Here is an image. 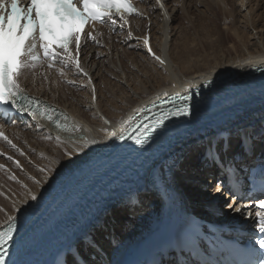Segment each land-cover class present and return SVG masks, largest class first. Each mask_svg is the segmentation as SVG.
<instances>
[{"label":"bare ground","instance_id":"obj_1","mask_svg":"<svg viewBox=\"0 0 264 264\" xmlns=\"http://www.w3.org/2000/svg\"><path fill=\"white\" fill-rule=\"evenodd\" d=\"M170 1L172 0H162L164 8L161 9L155 0H148L142 9L149 20L130 19L129 25H124L123 33L120 32L121 23L118 26L122 37L114 38L113 33L116 29H111L98 34L97 46H90V43L83 45L81 67L92 77L91 85L88 84L87 77L76 73L74 67L63 70V77L58 76V73H47L42 80L36 79V81L40 80L38 84L34 83L35 79L29 78L26 73L27 77L21 80V83L28 92L44 103L50 104L56 113L66 114L71 123L80 125L86 130L84 134L97 143L77 152L76 149L81 147L79 143L68 141L67 134L63 133L61 135L65 137L64 141L57 142L55 139L57 130L50 123L40 119L37 122L30 121L28 126L18 125L8 128L12 143L18 145L29 158L21 156L15 148H1L6 155L18 160L21 167L18 168L12 162L0 160V163L7 168L5 175L0 174V190L10 198L0 191V209H2L0 210V230L6 225L8 216H18L26 206L34 202L30 198L31 195L35 194L38 198L55 178L70 170L62 165H66L69 159L74 162L71 168L78 165L88 152L110 141L112 137H109L108 133L112 131L119 133L121 127H125L129 118L138 109L175 91H188L212 76L217 78L225 72H232L233 79L238 81L239 77L251 74L256 67L264 66V15L259 13L260 4H262H258L259 0H233L232 4L238 6L240 12L245 13V17L241 20L235 18L234 13L230 11L232 0L222 1L229 8L235 37L215 31L212 27L220 20L217 0H173L172 5ZM195 8L196 10L202 8L199 14L203 20L213 22L212 26L202 28V31H206L205 39H199L197 42L190 41L187 36V28L193 26L190 15ZM165 9L170 15L172 14V25L169 27L167 25L170 22L167 21L168 16L167 19L165 18L167 14ZM177 12H182L184 15ZM250 16L253 17L252 20ZM182 19L188 20L189 26L180 25L183 28L179 35L177 31L179 28H174L173 24L175 20L179 22ZM129 32L132 33L131 38ZM145 36L149 37V46L153 52L161 56L165 64L161 65L148 54L143 42ZM168 40L169 44H167ZM233 41L236 42L229 48L227 43ZM86 46L90 48L86 50L84 48ZM109 77H115L117 82L113 83ZM68 81L74 83L69 84ZM209 84L211 85L209 88L213 87L216 94L223 93L229 85L221 80H211ZM93 86L96 92L98 91L95 102L91 98ZM252 88H255L254 85L247 84L239 90V93L235 95L237 104L246 100L244 95L251 94ZM218 96L220 95L215 98H220ZM104 119H107L109 123L105 124ZM236 125L232 128L228 127V129L231 128L229 132L235 146V155L233 157L229 154L223 163L232 167L250 166L258 155H264L262 150L264 140L261 137L264 131V103L248 116L243 117ZM213 131L201 137L191 138L188 141L189 145L184 146L174 157H169L159 173L157 172V178L164 185V191L167 192L169 187L172 193L170 199L173 200L178 214L192 212L203 218L215 220V215L221 213L222 205L226 202L225 196L220 191L221 188L211 179L223 171L206 162L202 152L203 146L209 140H218L220 133ZM75 135L79 136V133ZM66 151L72 152L73 155L65 156ZM167 167L168 170L163 176L162 170ZM40 168L49 171L42 173L39 171ZM11 175L16 176L20 182L9 179ZM30 177L40 181V184H36ZM70 180L68 179L65 183ZM210 185L215 188L209 189ZM142 188L145 191L141 194L129 197L128 202L115 205L101 219V223L99 222V225L92 229L91 239L79 244L80 253L89 259L91 264L107 262L103 252L110 253L115 245L119 244L120 239L122 252L128 245L148 236L157 224L163 221V218L157 219L156 215L164 206V199L151 193L147 184H144ZM151 196H154V204L159 205L157 210L148 213L150 215L146 216V223L128 230L133 215L137 216L139 212L142 216L146 215L144 203ZM229 201L234 206L238 205L247 209L253 207L249 203L242 204L234 199ZM226 210L227 208L223 216H219L218 223L239 225L247 219L246 215L235 212L232 208L228 213ZM42 212H38V216ZM116 212L121 213L122 216L126 214V217ZM31 224H27L26 227H30ZM105 234L110 236L108 238L114 243L113 246L103 242Z\"/></svg>","mask_w":264,"mask_h":264},{"label":"snow or ice","instance_id":"obj_2","mask_svg":"<svg viewBox=\"0 0 264 264\" xmlns=\"http://www.w3.org/2000/svg\"><path fill=\"white\" fill-rule=\"evenodd\" d=\"M155 3L161 9L164 8L162 0H155ZM133 14L141 15L132 0H27L26 4L23 3V0H0V103L11 104L18 111L28 112L33 119H46L57 130L55 137L57 142L64 141L65 137L61 135L62 133L67 134L68 141L81 145L76 149L77 152L97 143L84 134L86 130L82 129L80 125L71 123L66 114L56 113L54 109L42 106L40 101L26 95L18 83V77L22 70L34 69L43 61L48 62L49 68L54 67L55 61H59L63 68L74 67L76 73L87 77L88 84L91 85L92 77L80 64L81 34L84 26L101 23L114 27L118 17L123 22L120 25L123 29L127 24L126 17ZM86 35L99 43L91 31ZM131 36L132 33L129 32V37ZM143 42L148 54L152 55L161 65L165 64V60L156 55L149 46L148 36L144 37ZM72 46L75 48V55H73ZM63 68L61 75H63ZM68 83L73 84L74 82L68 81ZM91 98L95 102L96 89L94 86ZM189 99V96H183L181 103L177 106L176 100L172 98L167 103H161L158 106L159 112L153 111V108L157 107L155 103L152 107L138 109L137 112L143 114V119L140 115L135 118L130 117L131 123L127 127L122 126L119 133L112 131L108 133V136L124 139L127 135L128 139H133L137 145L143 146L157 129L164 126L165 121L170 117L192 114L193 109L187 103ZM168 103L172 107H168ZM148 113H151V116ZM104 123L108 124L109 121L104 119ZM76 133H79V136H76ZM261 137L264 140V131H262ZM0 138L7 141L12 148H16V145L2 132H0ZM234 147L231 137L221 138L209 140L203 146L202 152L206 162L226 171L223 162L229 154L234 157ZM262 150H264V145H262ZM20 154L24 155L23 152ZM72 155L73 153L70 151L65 152V156L71 157ZM7 159L12 160V157L8 156ZM15 163L18 168L21 167L19 161H15ZM73 163L69 159L67 164L62 167L71 168ZM3 168L4 165H0V169ZM39 171L44 173L49 170L40 168ZM9 179L15 181L17 178L11 175ZM30 179H33L36 184H40V181L32 177ZM229 191L232 192L235 199H242L236 195L235 190L229 189ZM30 198L33 201L37 200L35 194ZM252 199L258 201V204H254L251 209L232 204H229L228 207L242 215L253 216L255 225L261 233H264V198L252 197ZM16 211L20 210L16 209ZM16 231L17 218L8 216L6 225L3 230H0V248L4 249V253L8 251L7 245L13 240V234ZM258 243L260 248L264 249V239ZM259 255L264 257V252ZM0 264H4L3 253H0ZM68 264H77V262L69 258Z\"/></svg>","mask_w":264,"mask_h":264},{"label":"rangeland","instance_id":"obj_3","mask_svg":"<svg viewBox=\"0 0 264 264\" xmlns=\"http://www.w3.org/2000/svg\"><path fill=\"white\" fill-rule=\"evenodd\" d=\"M223 0H221V1H219V0H217L216 1V3H217V8H218V11L220 12V20L217 22V24H214V26H212L213 24H211V23H213V22H210V21H208V20H206V19H204L203 20V17L201 16V14H199V11L200 10H202V8H199V9H197L196 10V8L194 9V11H193V13L190 15V18L193 20V26L192 27H188L189 26V22H188V20H184V19H182L181 21H179V22H177L176 20H175V22H174V24H173V27L174 28H176V29H178L179 28V30H177L178 32H179V35H180V31H181V29L183 28V27H181L180 25H183V26H185V27H188L187 28V31H188V34H187V36H188V38H189V40L190 41H198L199 39H202V40H204L205 38V34H206V31H202V28H207V27H209V26H212L213 28H215V31H220L221 33H224L225 35H231V36H233L234 35V33H233V23H232V20H231V16H230V14H229V12H228V9L229 8H227L226 7V5H225V3H223L222 2ZM231 1V0H230ZM260 2L258 3V4H260V3H262V4H260V7H261V9H260V11H259V13L260 14H262V16L264 15V0H259ZM171 2V4L170 5H172L173 4V0L172 1H170ZM231 3V7H230V11H232L233 13H234V17L235 18H238V19H240L241 20V18H243V17H245V13L244 12H240V9H239V7L238 6H234L232 3H233V0L230 2ZM189 4V3H188ZM255 4V3H254ZM257 4V5H258ZM149 6H150V4H149ZM247 8V7H246ZM245 8V10H247ZM166 10V11H165ZM164 11L167 13L166 14V16H165V18L167 19V16H168V19H167V21H168V27L169 26H171L172 24H171V16H172V14L170 15L169 14V12H168V10L167 9H165ZM241 14H240V13ZM178 13V12H177ZM178 14H181L182 16L184 15L182 12L181 13H178ZM177 14V15H178ZM169 15H170V17H169ZM180 16V15H179ZM182 16H180V17H182ZM209 18V17H208ZM250 18H251V20H252V16H250ZM201 21V22H200ZM207 22V23H206ZM209 24V25H208ZM129 25V24H128ZM208 25V26H207ZM204 26V27H203ZM129 27L127 26V29H128ZM201 30H200V29ZM176 31V32H177ZM199 32V33H198ZM200 35V36H199ZM194 36H196L197 38H195ZM201 36H202V38H201ZM113 37L114 38H120V37H122L121 36V34L118 32V35L117 34H114L113 33ZM233 37H235V36H233ZM131 38V37H130ZM116 41V40H115ZM236 41H233V42H229V43H227V46L229 47V48H231L233 45H234V43H235ZM116 44H117V41L115 42ZM167 44H169V40L167 41ZM233 44V45H232ZM86 50H88L89 48H90V46H86V47H84ZM102 58V57H101ZM101 58H98V60H101ZM120 72H122V71H120ZM59 76H61V75H59ZM62 77V76H61ZM110 78V77H109ZM111 79V81L113 82V83H115V82H117V80H116V78L115 77H112V78H110ZM35 81V80H34ZM99 83V82H98ZM38 84V83H37ZM28 85V84H27ZM98 92V91H97ZM96 92V93H97ZM75 93L76 94H79L77 91H75ZM41 134H43L42 132H40ZM20 151H18L19 153L20 152H23L24 153V155H21V156H25V157H27V159L29 158L28 157V155H27V153H25L24 151H22L20 148H19V146H16ZM29 149H31V147H29ZM6 159V161H9V162H12L13 164H15L16 165V163H15V161H18V160H16V159H14V158H12V160H9V159H7V158H5ZM25 160V159H24ZM19 164H20V166H21V163L19 162ZM1 165H3V164H1ZM6 167L4 166V168L3 169H0V174H3V175H5V171H6ZM16 180H18L17 182H20L19 181V179H16ZM212 186V187H211ZM214 189L215 188V186H213V185H210V188L209 189ZM208 189V190H209ZM212 189V190H213ZM211 190V191H212ZM1 191V190H0ZM2 192V194L3 195H6V194H4V192L3 191H1ZM213 192V191H212ZM6 197L7 198H9L7 195H6ZM10 199V198H9ZM226 201H228V200H226ZM155 203V201H154V196H151V197H149V199L144 203V213H146V216L148 215V213H150V212H153V211H155V210H157V208H158V206L159 205H155L154 204ZM231 202L230 201H228V203L227 202H224V204L222 205V209H221V213H222V215H224V212H225V206L227 205V204H230ZM151 205H154L152 208H151ZM150 210V211H149ZM227 211V210H226ZM229 212V210L226 212V213H228ZM116 213H118L119 215L121 214V213H119V212H116ZM140 213L141 212H139V214L137 213L136 215L137 216H134L133 215V220L132 221H130V224H131V226H130V228L131 229H133V228H135L137 225H140V224H143V223H146V221H147V218H146V216L142 219V215H140ZM143 213V214H144ZM150 215V214H149ZM148 215V216H149ZM120 216H122V215H120ZM122 217H126V214H124V216H122ZM137 221V222H136ZM133 227V228H132ZM130 228L128 227V230H130ZM127 230V231H128ZM126 233V232H125ZM131 233V232H130ZM129 233V234H130ZM129 234H126V235H129ZM123 236H125V235H123ZM108 237H110L109 235H107V234H105L104 235V239H103V242L104 243H106V244H111L112 246L114 245V243H112V242H110V239L108 238ZM99 238V237H98ZM97 239V238H96ZM102 239V238H101ZM102 241V240H101ZM120 242L122 241L121 239L119 240ZM119 242V243H120Z\"/></svg>","mask_w":264,"mask_h":264},{"label":"water","instance_id":"obj_4","mask_svg":"<svg viewBox=\"0 0 264 264\" xmlns=\"http://www.w3.org/2000/svg\"><path fill=\"white\" fill-rule=\"evenodd\" d=\"M258 74H260V75H264V70H261V71H258V72H256L254 75H258ZM244 105H246V103L244 104ZM237 108L238 109H247L248 108V106H242V105H239V106H237ZM210 109H212V107H210L209 109H208V111L210 110ZM74 167V166H73ZM72 167V168H73ZM71 169V168H70ZM56 179V178H55Z\"/></svg>","mask_w":264,"mask_h":264}]
</instances>
